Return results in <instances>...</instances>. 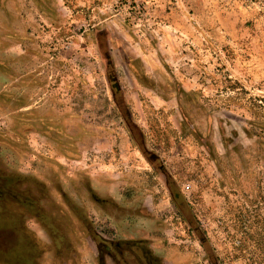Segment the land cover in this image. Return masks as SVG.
Here are the masks:
<instances>
[{
    "label": "rangeland",
    "instance_id": "rangeland-1",
    "mask_svg": "<svg viewBox=\"0 0 264 264\" xmlns=\"http://www.w3.org/2000/svg\"><path fill=\"white\" fill-rule=\"evenodd\" d=\"M0 172V264H264V0H0Z\"/></svg>",
    "mask_w": 264,
    "mask_h": 264
},
{
    "label": "flooded vegetation",
    "instance_id": "flooded-vegetation-1",
    "mask_svg": "<svg viewBox=\"0 0 264 264\" xmlns=\"http://www.w3.org/2000/svg\"><path fill=\"white\" fill-rule=\"evenodd\" d=\"M11 182L5 179L4 176H2V172H0V236L2 237V234L7 233L10 234L9 236L17 237L19 239V236L24 235L27 238V235H31L32 231L29 229V227L26 226V224L23 221V216L21 210L30 211L31 208H33V204L31 200L27 199L23 202H21L22 206L24 203V206L21 207L19 201H15V194L19 190H15V184L14 187L10 184ZM17 189V188H16ZM26 192H23V194ZM89 194L90 190H89ZM18 217V218H17ZM122 221V219H121ZM12 224V225H11ZM40 226L43 225L41 222L39 224ZM45 227V226H44ZM46 228V227H45ZM18 232V234H16ZM36 236V235H35ZM25 238V240H26ZM115 247L116 249H120L121 241H115ZM130 242V243H128ZM126 245H132L136 246V249L134 250L136 254H129V256L121 255V262L123 264H142V261L144 264H164V261H162L163 257L161 258L160 255H155L149 246H147L144 241H139L137 239L133 241H126L124 242ZM15 251V245L13 244L10 248H4L1 249L0 247V253L4 255V257L12 258ZM139 252V254H138ZM142 253V256L139 257V255ZM109 256L112 258L113 264H120L119 258H115L112 254H109ZM113 256V257H112ZM175 256V252L173 253V257ZM130 259H128V258ZM142 259V261H141ZM176 261L174 259L170 261V263L175 264Z\"/></svg>",
    "mask_w": 264,
    "mask_h": 264
}]
</instances>
